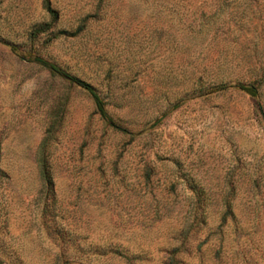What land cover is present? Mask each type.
Here are the masks:
<instances>
[{
    "label": "rangeland",
    "instance_id": "1",
    "mask_svg": "<svg viewBox=\"0 0 264 264\" xmlns=\"http://www.w3.org/2000/svg\"><path fill=\"white\" fill-rule=\"evenodd\" d=\"M49 2L0 0L4 264H264V0Z\"/></svg>",
    "mask_w": 264,
    "mask_h": 264
},
{
    "label": "trees",
    "instance_id": "2",
    "mask_svg": "<svg viewBox=\"0 0 264 264\" xmlns=\"http://www.w3.org/2000/svg\"><path fill=\"white\" fill-rule=\"evenodd\" d=\"M43 4H44V7H45V9L47 10V12H48L49 14H51V15H54V14H55V11H53V10L51 9V6H50V2H49V0H43ZM44 31H45V29H44L43 27H41V28L37 29L36 32H38V33H43ZM49 67H50V69H51L53 72H58V73L61 72V70H60L59 68H57L56 66H54V65H49ZM73 80H74V82H75L78 86L84 88V89H85V90H86V91H87V92L93 97L98 112L100 113V115H101L104 119H107V115H106V112H105V110H104V106H103L101 100L99 99V97H98V95H97L95 89H94L90 84H88V83H86V82H84V81H82V80H80V79H73ZM246 89H247L252 95H253V94H256V89H255L254 87H250V88H246ZM110 124L113 125V123H110ZM0 264H4V262H3L1 259H0Z\"/></svg>",
    "mask_w": 264,
    "mask_h": 264
}]
</instances>
